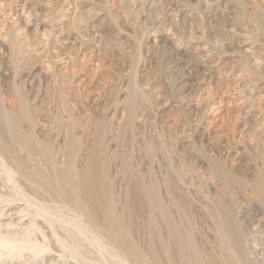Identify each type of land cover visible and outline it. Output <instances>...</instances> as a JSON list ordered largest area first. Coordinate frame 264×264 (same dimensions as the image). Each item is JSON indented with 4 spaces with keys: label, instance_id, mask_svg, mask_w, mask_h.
Returning <instances> with one entry per match:
<instances>
[{
    "label": "rangeland",
    "instance_id": "374dc122",
    "mask_svg": "<svg viewBox=\"0 0 264 264\" xmlns=\"http://www.w3.org/2000/svg\"><path fill=\"white\" fill-rule=\"evenodd\" d=\"M0 107L12 118L0 151L23 154L21 126L49 152L34 155L36 184L17 170L21 196L0 164V224L20 232L0 264H182L168 234L150 244L154 179L187 254L240 264L221 253L224 204L264 260V0H0ZM93 153L124 248L60 193Z\"/></svg>",
    "mask_w": 264,
    "mask_h": 264
},
{
    "label": "bare ground",
    "instance_id": "6f19581e",
    "mask_svg": "<svg viewBox=\"0 0 264 264\" xmlns=\"http://www.w3.org/2000/svg\"><path fill=\"white\" fill-rule=\"evenodd\" d=\"M2 107H0V144L3 143V139L5 138L6 133L12 131V128H11L12 126L10 125L12 118L9 115L10 113L7 114L6 113L7 109L4 111L3 109H1ZM21 113H22V111H21ZM23 113H24V110H23ZM5 124H7V126H4ZM17 131H19L18 136H19V140L21 143L20 146L22 147L23 154H18V153L14 154L13 153V155H12L11 150H10V152H8V150L7 151H0V164L2 165L3 168H6V170H8V174H9L8 179H10L9 181H12L14 183V184L13 183L12 184L16 186L15 187L16 191H19L18 196H21V195H24V192L22 191L23 189L21 188L23 185L20 187V183H22V182L19 181L18 178L16 177L18 175L17 170H21L27 174L29 172H31L30 173L31 174L30 179H32L34 181V183L36 184V178L34 177L35 173L32 174V172L34 171V166H35L34 161H33L34 155L38 154V155L42 156L44 161L47 163L48 157H49V155H48L49 152L48 153L46 152L45 148L43 147V144L39 143L38 141L32 139L29 136H26L25 135L26 133L25 134L23 133L21 126H20V129H18ZM14 132H15V134H17L16 131H14ZM4 142H6V141H4ZM18 152H21V151H18ZM8 153H11V155L14 156L12 158L18 164V166H16L15 169H12V167L10 168L9 162L11 163V161H9V159L11 158V155ZM96 156H97V154L93 153L92 164H91L92 165V168H91L92 171L90 170V173H89V171H87L84 174L85 177L82 175L84 177V180L82 177L81 184L79 181V184L77 185L78 187L75 185L76 186L75 188L70 187V189L63 187L64 185H62V187L66 188V189L61 188L62 190L60 189L61 190L60 193H62L61 195H63V197L65 199L72 200L73 202H75L82 209V210L80 209V211L85 212V214L87 215V218L91 221V223L94 222L93 224H97V226H98V223L101 224L100 225L101 227L98 226L99 229H101L103 231H107L113 237L115 236V240H117V244L121 248L122 247L124 248V245L129 243V241H128L129 238H127V235H126L125 231L123 230V227H122L123 223L121 222L123 219H122L121 215L117 213L116 209L114 208V206L111 203V201L114 198V196L113 197L111 196V192H112L111 186L109 185V183L107 181H105L104 177L102 176V174H101L102 172L99 168L100 161H99V158H97L98 156L97 157ZM218 172H219L218 173L219 175H223L221 170H219ZM7 177H8V175H7ZM86 177H87V179H86ZM80 178H81V176H80ZM44 182L47 183L48 187L52 186V180L50 178H47ZM261 189H262V194L264 197V186H262ZM4 191H6V190H4ZM6 192L3 194L0 193V197L2 195L6 196L7 195ZM159 194L160 193H159L158 185L156 183V180L154 179L147 186L146 191H145V197H144V205L146 206V208L148 210H151V213H152V215L150 216V226H149L150 244L156 237H158L159 234L160 235L168 234L172 240L176 241L179 244V247H178L179 251L176 252L174 255L183 262L182 264H203V260L205 258L202 260L201 254L199 253L200 251H198L199 249H197V247L195 245H193L190 249L187 248L188 250H190L188 252V254L183 250V235H185V234L181 233L179 228H177V225H175L173 220L170 218V216L168 214L169 211H167L165 206L162 204V201L159 197L160 196ZM25 196H27V195L25 194ZM7 197H8V195H7ZM7 197H6V199H7ZM24 200H27V198ZM27 202H29V198H28ZM29 204H30V202H29ZM28 210H29V208H28ZM20 211H22V210H20ZM26 211H27V209H26ZM1 212L3 213V211L0 210V213ZM26 213L28 214V212H26ZM216 213H217L216 222L218 225L217 227H219V230H220V231L219 230L218 231L221 232L220 233L221 236L217 235L220 237L219 240L221 242V247H220L221 251H222L221 253H223V255L228 257V258H233L234 256L237 258V256H238L240 264H264V260H262L259 263L255 259V257H259V256H257L258 254L256 255L253 253V252L257 251L256 247L255 246L251 247L250 245H247L246 238L248 239V237H246V236L248 233L245 230L241 229L240 226H238L234 213H232L230 211V209L228 207H226L224 204H219L216 206ZM1 215H3V214H0V216ZM0 218H3V217H0ZM120 218L122 220H120ZM6 220H9V218L2 220L3 222H2V224H0L1 234H2V230H3L2 228H4V229H6V235H7V236H5V238L3 240H0V249L2 247H7V248H9V252H10V249L16 250L15 246L17 247V244L15 245L14 243H16L18 241V239L15 238V240H17L15 242V240L13 238L15 236L19 237L20 232L17 229V227H19V223L17 221H16V223H14V221H10V220L8 222H4ZM97 221H98V223H97ZM30 227H33V226L30 225ZM30 227L27 226V228H28L27 231L31 229ZM126 231L129 232L128 230H126ZM190 233L191 232H189V234ZM219 240H218V242H219ZM194 244H196V242ZM151 246L153 247V245H151ZM5 249L6 248H4V251H5ZM1 250L3 251V249H1ZM12 250H11V252H12ZM150 250L152 253H154L152 251V249H150ZM153 250H154V248H153ZM2 251H0V252H2ZM151 252L149 251V253H151ZM148 255L151 256L150 254H148ZM122 258H123V256H122ZM236 258H234V259H236ZM125 259H127L126 261H128L127 257ZM133 259L138 260L137 258H133ZM138 261H137V263H138Z\"/></svg>",
    "mask_w": 264,
    "mask_h": 264
}]
</instances>
